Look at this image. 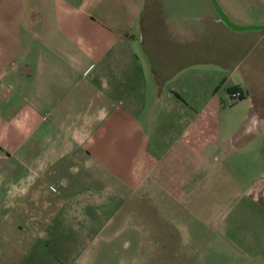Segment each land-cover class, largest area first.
Here are the masks:
<instances>
[{"label":"crops","instance_id":"1","mask_svg":"<svg viewBox=\"0 0 264 264\" xmlns=\"http://www.w3.org/2000/svg\"><path fill=\"white\" fill-rule=\"evenodd\" d=\"M160 1L0 0V158L38 144L25 155L36 166L1 174L3 264H31L33 254L32 264L40 255L61 264L28 242L105 203L92 184L63 177L61 158L78 160L68 172L106 178L101 190L156 191L160 199L131 201L149 205L153 221L188 207L192 185L213 202L223 181L238 189L247 165L264 172V27L231 28L209 0H171L166 15ZM216 2L235 24L264 23V0ZM260 184L245 190L264 194ZM197 202L205 219L206 200Z\"/></svg>","mask_w":264,"mask_h":264},{"label":"rangeland","instance_id":"2","mask_svg":"<svg viewBox=\"0 0 264 264\" xmlns=\"http://www.w3.org/2000/svg\"><path fill=\"white\" fill-rule=\"evenodd\" d=\"M172 1H160L163 14L173 7ZM37 149V142L24 140L16 153L0 158V175L6 168H13L16 177L24 165L36 166L31 156L25 155L27 151L35 153ZM22 151L25 158H21ZM192 154L187 167L197 179L198 159L195 152ZM73 161L78 160L64 157L56 161L63 177L76 182L79 189L92 184L97 188L93 198L107 201L81 208L79 216L64 222L59 229H51L48 224L41 238L33 231L35 236L26 243L31 250L44 247L58 256L61 264H264V194L245 190L247 184L255 187L264 184V172L260 170L263 164L260 162L247 165L250 167L246 172H239L238 189L232 183L226 187L223 181L216 201L211 202L208 197L211 192H200L196 185H192L186 196L191 202L188 207L168 208L167 216L162 209L161 218L153 221L149 205L134 208L131 201L139 194L147 195L144 197L147 202L160 199L156 191L101 190L102 184L108 180L96 174L68 172L67 167ZM205 161L209 164L217 160L207 155ZM246 162L244 160L243 166ZM0 179L5 183L6 175H1ZM51 181L59 183L57 177ZM253 195L257 199H253ZM199 199L206 200V208L200 214L202 217L204 213L205 219L198 218ZM139 209H142L141 217L137 216ZM9 246V242L0 240V264L7 262ZM29 257L32 264L36 255ZM54 258V255H40L38 263L52 264Z\"/></svg>","mask_w":264,"mask_h":264},{"label":"water","instance_id":"3","mask_svg":"<svg viewBox=\"0 0 264 264\" xmlns=\"http://www.w3.org/2000/svg\"><path fill=\"white\" fill-rule=\"evenodd\" d=\"M212 7L214 8L215 12L219 16V18L229 27L234 29H243V28H261L264 27V23H256V24H246V25H238L231 22L228 17L224 14L221 10L219 5L217 4L216 0H209Z\"/></svg>","mask_w":264,"mask_h":264},{"label":"built area","instance_id":"4","mask_svg":"<svg viewBox=\"0 0 264 264\" xmlns=\"http://www.w3.org/2000/svg\"><path fill=\"white\" fill-rule=\"evenodd\" d=\"M239 96H241V91L237 88H235L229 92V97L231 99L238 98Z\"/></svg>","mask_w":264,"mask_h":264}]
</instances>
